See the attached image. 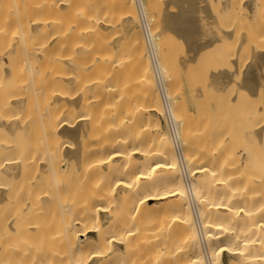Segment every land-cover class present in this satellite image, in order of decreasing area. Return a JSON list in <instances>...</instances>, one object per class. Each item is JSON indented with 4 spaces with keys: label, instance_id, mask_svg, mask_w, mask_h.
<instances>
[{
    "label": "bare ground",
    "instance_id": "6f19581e",
    "mask_svg": "<svg viewBox=\"0 0 264 264\" xmlns=\"http://www.w3.org/2000/svg\"><path fill=\"white\" fill-rule=\"evenodd\" d=\"M153 1L144 0V6L154 38L169 31L188 40L184 43L191 47L186 44L187 48H195L186 50L195 54L185 58L194 65L199 58V62L208 60V56L203 57L207 54L204 50H212L215 44L216 48L225 42L232 50L228 43L237 40L232 48L237 46L238 53L244 45L252 47L253 40H257L256 46L260 42L259 49L252 47L242 79L233 88L235 95L240 92L253 102L260 99L264 85V74L260 73L264 68V0H220L224 15L236 11L246 17V25L253 19L249 24L255 35L259 31L258 38L247 32L249 28L241 35L236 21H231L236 24L232 27L230 23V28L240 32L235 40L232 28L225 27L221 35L214 31L215 19L211 22L210 18L215 14L211 15L201 0H175L180 10L165 9L164 28L159 25L163 19L159 20L160 12L152 10ZM164 1L168 4L170 0ZM134 6L133 0H44L41 4L38 0H0V264H223L224 253L237 258L236 264H264V201L250 206L255 203L250 198L253 190L258 194L252 197H261L258 163L263 160L257 159L256 151H248V159L257 161H252L250 170H260V178H250L255 173L246 175L250 182L243 180V186L239 183L243 171L240 174V169H234L239 162L230 165L235 162L230 157L233 150L228 154L230 146H225L237 133L233 127L222 130L228 133L224 138L218 128L219 137L215 132L211 137L217 142L215 147L211 139L209 143L214 151L205 150L209 131H203L205 140H198L205 128L192 127L189 114L180 110L183 100L179 98L177 103L173 90L180 82L176 85L174 79L180 77L170 74L161 51L163 44L158 41V52L154 39L175 122L176 131L170 130L140 27L135 28L138 17ZM61 14L65 17L60 18ZM155 14L159 15L158 24L153 23ZM62 21L67 30L63 25L61 30ZM120 25L130 33L123 36ZM118 29L119 35L114 32ZM114 39L121 40L120 48L128 46L120 54L129 48L134 55L131 62L114 56ZM60 49L68 53L62 54ZM54 50L62 52L56 53L58 58L52 54ZM231 54L229 57L235 56ZM239 57H230V68L224 70L209 72L214 67L205 70L196 65L204 69L196 71L204 73L201 78L205 75L203 88L223 95L226 87L234 84L233 75H239L240 62L244 64ZM197 85L199 93L195 94L201 96L202 87ZM244 105L246 109L248 105ZM257 107L255 112H264V100ZM219 112L220 117L223 113ZM156 114L162 116L165 128ZM250 122L243 135L250 142H260L264 121L259 125L253 121V126ZM84 145L88 152L85 160ZM19 187L21 193L14 190Z\"/></svg>",
    "mask_w": 264,
    "mask_h": 264
},
{
    "label": "rangeland",
    "instance_id": "374dc122",
    "mask_svg": "<svg viewBox=\"0 0 264 264\" xmlns=\"http://www.w3.org/2000/svg\"><path fill=\"white\" fill-rule=\"evenodd\" d=\"M41 1H42V3L44 2V0H38V2L41 4ZM146 1V3L149 1H152V0H145ZM201 1H203L202 2V5L211 13V15L213 14L214 16L212 17V18H210L211 19V22H212V19L214 18L215 19V24L212 26V28L214 29V31H216V33L218 32V34L220 33V35L223 33V31H224V29H225V27H226V29H229L230 28V23H231V21H236V23L238 24V26H237V24L235 23V22H232L231 24L233 25L232 27H235L234 25L236 24V29H238L239 28V30L241 31V35L244 33V32H246V31H244V30H246L247 28H252V27H250V24L249 23H252L253 22V19H252V21H251V19L249 18L248 20H249V22H248V25H246L247 24V21H246V17H243L240 13H236V11L233 13V14H231V15H226V13H225V15H224V12H222L223 10H222V8H221V4H220V0H214L213 2H212V0H201ZM222 1V0H221ZM217 2V3H216ZM153 3L154 4H152V5H154V6H152V10L154 9H157L156 11H158V12H160V18H159V20L160 19H162L161 17H163V19L162 20H160L159 22H163L162 23V25H161V23L159 24L160 25V27L161 28H164V17L166 16L165 15V9L166 8H168V11L169 12H178V10H180L179 9V4L177 3V1H175V0H170L169 2H168V4L163 0H154L153 1ZM204 3V4H203ZM222 3V2H221ZM133 4H134V2H133ZM157 4H159V9L161 10H158V7H157ZM155 6H156V8H155ZM135 7V6H134ZM154 7V8H153ZM213 7V8H212ZM164 8V9H163ZM219 8V9H218ZM221 8V9H220ZM153 10V11H154ZM212 10V11H211ZM218 10H221V12L220 11H218ZM135 11H136V9H135ZM156 11H154L155 13H156ZM162 13V14H161ZM223 13V14H222ZM54 14H56V13H54ZM164 14V15H163ZM53 15V14H52ZM57 15H60L59 13L57 14ZM64 15V14H63ZM62 14H61V17L60 18H63V17H65V16H63ZM157 14H155L153 17L156 19H158V17H159V15H157ZM223 15V16H222ZM53 16H56V15H53ZM63 16V17H62ZM66 16H67V14H66ZM136 16H137V13H136ZM220 16V17H219ZM219 18V19H216V18ZM221 17H222V19H221ZM154 18H153V23L154 22H156L157 24H158V20L156 19V21L154 20ZM226 18V19H225ZM230 18V19H229ZM243 18H245V19H243ZM214 21V20H213ZM223 21V22H222ZM225 21V22H224ZM246 21V22H245ZM63 22V21H62ZM66 22H68V21H65V23ZM152 22V21H151ZM217 22H219V23H217ZM156 23H154V24H156ZM224 23V24H223ZM254 23V22H253ZM228 25V28H227V25ZM63 25V29H66L65 28V26H67V25H65L64 24V22H63V24H61V25H59L60 26V28H61V26ZM65 25V26H64ZM135 25H137V26H135ZM135 28L137 29V28H139V24H138V19L136 20V22H135ZM220 26V28H219V26ZM123 27H121V25H120V27H121V31L118 29V31H119V33H118V31L117 30H115L114 32L117 34V35H119V34H121L122 33V35L124 36H126L127 34H129L130 32L128 31V28L127 27H125L124 25H122ZM216 26V27H215ZM223 26V28H221ZM246 26H248V27H246ZM251 26H253V24L251 25ZM255 26V25H254ZM119 27V26H118ZM119 27V28H120ZM231 27V28H232ZM117 28V27H116ZM218 28V29H217ZM230 28V29H231ZM254 28H256V27H254ZM56 29H57V27H56ZM229 29V30H230ZM232 29H234V28H232ZM249 29L247 30V32H254V30H252V29H250V31H249ZM52 30H55V27L52 29ZM61 30H62V28H61ZM67 30V29H66ZM126 30H127V32H126ZM139 31H140V28L138 29ZM239 30H233V33H234V31H235V34H233L232 33V36L234 37L235 35H237V33L239 32ZM60 31V30H59ZM69 31V30H68ZM242 31H244L243 33H242ZM257 31V30H256ZM121 32V33H120ZM222 32V33H221ZM246 32V33H247ZM140 33H141V31H140ZM240 33V32H239ZM239 33H238V35L236 36V37H232V40H235V38L236 39H238V37H239ZM259 33V31L256 33V35L253 33V35L252 36H254V37H257L258 38V34ZM245 34V33H244ZM243 34V35H244ZM116 35V36H117ZM142 35V34H141ZM246 35V34H245ZM244 35V36H245ZM163 36V37H162ZM162 38H164V39H162ZM182 38V37H181ZM257 38H255V39H257ZM142 39H143V36H142ZM155 40H156V44H157V48H158V52H159V48L161 47L160 45L161 44H163L162 46L163 47H161L162 48V53L164 52V56H165V64L168 66V71L170 72V74H172V76H173V78H175L174 77V75H176L177 73L178 74H180L179 76H178V74H177V76H176V78H178L179 79V77H180V79L179 80H177V79H174V81H175V84H176V82H179V83H177L176 85V90L173 88V90H174V94H175V98H176V101L177 100H179V98H180V100H183V104H182V102H181V104H177V106L178 107H180L181 109V111L182 112H185L186 111V113H188L189 114V116H190V119H191V126L193 127V125H194V128H200V127H202V128H205V129H201V133L205 130V131H209L208 133H209V136L207 137V135H206V141H207V139L209 140V141H207V143H206V141H205V143H203V144H205L204 146L206 147V145L208 144V147L209 148H211V149H207L208 147H206L205 148V150L206 151H208V150H211V151H214V144L213 143H215L216 141H214V140H212L214 137H213V135H212V133L214 134V136H216V134H217V130H218V128H219V130H218V134H219V136L221 137V132H222V134H224L223 132L224 131H222V130H225V132L226 131H228L229 130V127H233L234 129H235V131L237 132L236 133V135H234L233 136V142L232 141H230L229 142V140H228V142L226 143V142H221V144L222 143H226L225 144V146L228 144V147L230 148V149H228L230 152H228V150H227V148L225 147V149L227 150H225L224 149V153H225V151L226 152H228V154H230L231 152H232V150H233V155L234 156H231L232 155V153L230 154V157H232V159L235 161H233L234 163H232V164H230V165H233L234 166V164H236V162H239V163H237V164H239V165H237V167H236V165L234 166V169H235V171H237L238 172V170H239V173L241 174V170L243 171L242 172V181H240L239 183H240V185H242V183L241 182H243V186L245 185L244 183V181L246 180V178H248L246 175H248V176H250V175H252V173H255L254 174V176H250V178H254L255 177V179H257V178H260V176H259V174L260 173H257L258 171H260V170H257V168H254V169H256V170H253L252 169V171L250 170L251 169V167H252V161L254 162L255 160H252V158H254V157H252L251 159H248V158H250V155H246V154H250V153H248V151H250L251 153L254 151H256L257 153V159L258 160H261V162H262V160H263V162H264V137L262 138V140L260 141V142H256V141H251L250 142V140L248 139V138H246L245 139V137H244V133L242 132V130H248V129H246L247 127H248V123L250 122V119H252V114L253 113H255V115L257 116L258 115V119H257V117L255 118V115L253 116L254 118L253 119H255V120H251V122H250V124H252V122H253V124L254 125H257V122H259L258 123V125L260 124V121H264V112H258V111H254L256 108L258 109V107H257V105H259V104H261V102L264 100V85L262 86V89L260 90V92H259V94H261L259 97H258V95H257V97L258 98H260V99H257V98H255V99H257V101L256 100H254V102L252 101L253 99L252 98H247L246 99V97L242 94V96H241V94H240V92L239 93H237L236 95H235V91H234V89L236 88V84L242 79V70L244 69V66L245 65H248V63H249V57H251V55H249V54H252V52L251 51H253V50H255V48L256 49H259V47H261V46H259V47H257L258 45H259V43H258V45L256 46V44H257V40L254 42V40H253V42L251 43V46H252V44H253V50H252V47H245V45H244V48L243 49H240L239 51H238V53H237V50H238V48H237V46L236 47H233L234 48V51H233V48H232V46L234 45V43H236V41H234V43H228L229 45L231 44V49L232 50H230V46H227V44L226 45H224L225 44V42H223V43H220V45L222 46L223 45V47H219V46H216V48H215V45H217V44H215L214 46H212V47H214V48H212V50L210 49H208V52H207V50H204L205 51V53H207L206 55L205 54H203L204 53V51H202V54H203V57H207V59L208 60H206L205 58H203V59H205L204 61H198L200 58L199 57H197V58H199V59H197V60H195V65L194 64H192L191 62H187L186 61V59L189 57V55H190V53H191V57H193L194 56V54H195V52L194 53H192V51L191 50H193L194 48H195V45H194V48H193V46H192V48H189V47H191V45L189 46L188 45V40H184V39H180L179 38V35H177V34H175V33H173V32H167V31H165V32H163V35L161 34L160 35V37H158L157 39L155 38ZM160 40V42H162L161 44L158 42ZM184 40V41H183ZM226 40V39H225ZM225 40H223V41H225ZM230 40V39H229ZM228 40V41H229ZM114 42H116V43H114L113 42V45H114V49H113V53H115L116 55H114V56H116L117 57V55L118 56H120V59L123 57H125L126 59H125V62H131V60H129V59H132L131 58V55H133L132 54V52L130 51L129 52V48H128V52L130 53V54H128V52H126V51H124V50H122V52L124 53L123 55L122 54H120V51H121V49H125V47H124V45L125 44H123L122 45V47L120 48V43H122V42H118V40H116V39H114L113 40ZM166 41V42H165ZM227 41V40H226ZM227 41V42H228ZM144 42V41H143ZM184 42H188V43H184ZM165 43H167V44H165ZM160 44V45H159ZM169 44V46H167ZM185 44V45H184ZM186 44H187V46H189L188 48L189 49H191L190 51L188 50H186V49H188L187 48V46H186ZM164 45H166V49H165V46ZM219 45V44H218ZM236 45V44H235ZM234 45V46H235ZM261 45V44H260ZM160 46V47H159ZM127 47L128 46H126V49H127ZM185 47V48H184ZM55 48V47H54ZM119 48V49H118ZM144 48H145V44H144ZM164 48V49H163ZM211 48V47H210ZM224 48H226V49H224ZM56 50H57V47L55 48ZM59 49V48H58ZM125 49V50H126ZM146 49V48H145ZM216 51V52H214V50ZM216 49H218V50H216ZM248 49V50H247ZM250 49V50H249ZM56 50H54V52L52 53V54H54L55 53V56H56V53L57 54H60V53H62L63 52V50H61V51H59V53H58V51L56 52ZM118 50V51H117ZM166 50V51H165ZM221 50H223V54H222V51ZM226 50H229V51H231V53H235V56L237 57H239V55L242 57V58H240V60L242 59V63H244V64H241V62L239 61V58H238V61L240 62V64L239 65H241V66H239V71L240 72H238L239 73V75L237 74L236 75V77H235V74L233 75L234 76V81L232 80V82H234V84H229L228 85V87H226V89L227 90H224V92H223V95H222V93L221 92H219V93H221V94H218V93H214V91L212 90V89H210L209 87H206V88H203V86L201 85V83L203 82V81H205V80H203V79H205L204 77H205V75H203L202 77L203 78H201V76H200V74L201 73H203V72H201L202 70H204L205 68V70H209V69H211L212 67H214V68H212L211 70H209V72L210 71H214L213 69H215V71H218V70H221L222 68V70H224V68H226V69H229L230 68V66H228V65H230L229 63V59H231V58H235V56L233 55V56H230L229 57V55H232L230 52H228V51H226ZM236 50V51H235ZM246 50V51H245ZM66 51V50H65ZM119 53H117V52ZM146 51V50H145ZM210 51H212V52H210ZM224 51H225V53L227 54V55H224L225 53H224ZM233 51V52H232ZM250 51V52H249ZM185 52L187 53V55L185 54ZM65 53H68L67 51L65 52ZM64 52L62 53V54H65ZM77 53V52H76ZM126 53V54H125ZM146 53H147V51H146ZM201 53V52H200ZM220 53V54H219ZM230 53V54H229ZM242 53V54H241ZM78 54V53H77ZM80 54V53H79ZM79 54L78 55H76L77 57L79 56ZM172 54V55H171ZM183 54H184V56H183ZM210 54V55H209ZM236 54H238V55H236ZM61 55V54H60ZM60 55H58V56H60ZM218 57H217V56ZM52 56V55H51ZM54 56V55H53ZM52 56V57H53ZM55 56L53 57V59H52V62H53V60H54V62L53 63H55V61H57V58H58V56H56L57 58H55ZM134 56V55H133ZM188 56V57H187ZM198 56H200V55H198ZM202 56V55H201ZM213 56H215V57H213ZM224 56V57H223ZM249 56V57H248ZM76 57V59L78 60V58ZM159 57H160V54H159ZM174 57L176 58V59H174ZM177 57H179V59L181 60V62H180V60L177 58ZM185 57H187V58H185ZM213 57V59H211V58ZM227 59H226V58ZM229 57V58H228ZM55 58V59H54ZM119 58V57H118ZM134 58V57H133ZM217 58V59H216ZM75 59V60H76ZM116 59V58H115ZM169 59V60H168ZM178 59V61H179V63H178V61H176V63L174 62V60H177ZM244 59V60H243ZM251 59V58H250ZM126 60H129V61H126ZM133 60V59H132ZM184 60H185V63H184ZM210 60V61H209ZM225 60V61H224ZM82 61V60H81ZM148 61H149V59H148ZM168 61V62H167ZM196 61H198V63H203L204 64V66H203V64L201 63V64H197V62ZM209 61V62H208ZM212 61V63H210ZM248 62V63H245V62ZM78 63H80L79 62V60L77 61ZM133 62V61H132ZM206 62H208V63H206ZM223 62H225V63H223ZM238 62V63H239ZM150 63V62H149ZM182 63V64H181ZM184 63V64H183ZM189 63V64H188ZM209 63H210V65H209ZM173 64H174V66H173ZM54 65H57L58 66V64H57V62L54 64ZM129 65H132V64H130L129 63ZM134 65H135V63H134ZM134 65H132V66H134ZM183 65L184 66V68H183V71H182V67L181 66ZM194 65V66H193ZM196 65H199V66H202V68H204V69H201V68H199L198 69V67L199 66H197V67H195ZM205 65H207V66H205ZM214 65V66H213ZM222 65H224L225 67H223ZM264 65V64H263ZM56 66V69L59 67H57ZM176 66V67H175ZM211 67V68H208V67ZM218 66V67H217ZM221 68H220V67ZM51 67H52V69L53 70H50V71H52V73L54 74V72H56L55 71V69H54V67H53V65H51ZM129 67V66H128ZM127 67V68H128ZM175 67V68H174ZM60 68V67H59ZM133 68V67H132ZM174 68V69H173ZM187 68V69H186ZM190 68H192V69H190ZM241 68V69H240ZM262 68V67H261ZM48 69H50V68H48ZM47 69V70H48ZM62 68H60V71L62 72L63 70H61ZM69 69H71L70 67H69ZM176 69H177V71H176ZM189 69V70H188ZM216 69H218V70H216ZM72 70V69H71ZM130 70H132L131 69V67H130ZM174 70V71H173ZM186 70V71H185ZM199 70H201L200 71V74H197V73H199V72H196V71H199ZM59 71V69H58V71L57 72H60ZM73 71V70H72ZM126 71V70H125ZM128 71V70H127ZM175 71H176V73H175ZM179 71V72H178ZM186 73H185V72ZM191 71V72H190ZM74 72L76 73V74H79L78 72H79V69H77V68H75L74 69ZM205 72V71H204ZM206 72H208V71H206ZM206 72H205V74H206ZM211 72V73H212ZM127 73V72H126ZM133 74V72H130V74ZM175 73V74H174ZM260 73H261V75H263L264 74V68H262V70L260 69ZM259 73V74H260ZM55 74H58V73H55ZM130 74H129V76H130ZM131 74V75H132ZM204 74V73H203ZM134 75H135V73H134ZM134 75H132V76H134ZM80 76V75H79ZM78 76V77H79ZM80 77H82V76H80ZM119 77V76H118ZM85 78V77H84ZM130 78H131V76H130ZM134 78H135V76H134ZM239 78V79H238ZM80 79H82V78H80ZM209 80V78H208V76L206 77V80ZM236 79V80H235ZM118 80H119V78H118ZM134 80V79H133ZM177 80V81H176ZM132 81V80H131ZM238 81V82H237ZM80 82V81H79ZM205 83H206V81H205ZM208 83V82H207ZM197 84H200L201 85V87H202V95L200 96H198V94H195L198 90L196 89V87L198 86ZM179 85H180V87H179ZM232 85V86H231ZM235 86V87H234ZM201 87H199V88H201ZM73 89H74V91H75V86L74 87H72ZM198 88V87H197ZM234 88V89H233ZM180 90V91H179ZM197 90V91H196ZM211 90V91H210ZM156 92H157V90H156ZM197 93H199V92H197ZM89 94H91L92 95V93H91V91H90V93ZM239 94V95H238ZM157 95H158V93H157ZM182 95V96H181ZM219 95V96H218ZM232 96H234L233 98H232ZM236 96V97H235ZM237 96H240V99L238 100V98L239 97H237ZM244 96V97H243ZM178 97V98H177ZM182 97V98H181ZM231 97V98H230ZM241 97H242V99H241ZM234 98L236 99L235 101H234ZM229 99H233V101H230ZM252 99V100H251ZM263 99V100H262ZM244 100V101H243ZM246 100H247V102H246ZM224 101V102H223ZM240 101V102H239ZM259 101V102H258ZM261 101V102H260ZM218 102H220V103H218ZM241 103V104H239V103ZM243 102H244V104H246V109H245V105L243 104ZM255 102H256V104H255ZM177 103H180L179 101H177ZM251 103H253V104H251ZM259 103V104H258ZM213 104H214V106H213ZM239 104V105H238ZM243 104V105H242ZM241 105V106H240ZM182 106H184L183 108H182ZM222 106H223V108H222ZM243 106V107H242ZM256 106V107H255ZM75 110H77V109H75ZM224 110V111H223ZM219 111H222V113H223V115L221 114L220 115V117H219V114H220V112ZM227 113H228V115H227ZM257 113V114H256ZM225 115V116H224ZM156 116H158V119L159 120H162L161 121V123H162V126L165 128V126H164V123H163V119H162V116L161 115H157L156 114ZM159 116L161 117V118H159ZM235 116V117H234ZM251 117V118H250ZM226 118V119H225ZM232 118V119H231ZM205 119H207V120H205ZM219 120V121H218ZM226 120V121H225ZM227 120H229V122L227 121ZM194 121V122H193ZM202 121V123H200ZM207 121V122H206ZM214 121V122H213ZM232 121V122H231ZM257 121V122H256ZM209 122V123H208ZM220 122V123H219ZM228 123L229 125H226V123ZM204 123V124H203ZM214 123H215V125H214ZM217 123H218V125L219 126H217ZM224 124L223 126H222V124ZM236 124V126H235V124ZM193 124V125H192ZM207 124V125H206ZM249 124V125H250ZM253 124H252V126H253ZM217 126V127H216ZM226 126V128H224ZM251 126V125H250ZM210 127V128H209ZM224 128V129H223ZM237 128V129H236ZM253 128V127H252ZM200 129H199V131H200ZM207 129V130H206ZM221 129V130H220ZM241 129V130H240ZM239 130L242 132V136H243V138H241L240 136H239ZM1 131V130H0ZM216 134H215V133ZM220 132V133H219ZM205 132H203L202 133V137L200 138V139H198V140H202V139H204L205 140V138L203 137V134H204ZM206 134V133H205ZM204 134V135H205ZM218 134H217V137H219L218 136ZM228 133H226V134H224V135H222V138H224V136H226ZM240 135H241V133H240ZM236 136H237V139H235L236 138ZM238 136H239V138H238ZM211 137H212V139H211ZM217 137H215V138H217ZM212 140V142H211V144L213 145V148H212V145H210L209 146V143H210V141ZM238 139H239V141H238ZM236 140V141H235ZM241 140H243L244 142L242 143V141ZM88 141H90V139L88 140ZM87 141V142H88ZM249 141V142H248ZM199 142H201V141H198V143H197V141H196V143L197 144H200ZM252 142L253 143H255L254 145H256V146H253L252 145ZM88 143H90V142H88ZM88 143H86L87 144V147H88ZM217 143V142H216ZM230 143H232V145L230 144ZM250 143V144H249ZM197 144H194V146H196L197 147ZM202 145V144H201ZM200 145V146H201ZM234 145V146H233ZM203 146V145H202ZM201 146V147H202ZM237 146V147H236ZM204 148V147H203ZM239 148V150H237ZM197 149V148H196ZM241 149V150H240ZM253 149V150H252ZM198 151H200L201 150V148L198 146V149H197ZM252 150V151H251ZM202 151H204V150H202ZM238 151H242V152H239V153H237ZM246 151V153H245V155H246V157H247V160H245L246 159V157H245V155H244V152ZM82 152H83V154H82V159L83 160H85L86 159V153L88 154V152H87V150H86V146L84 145V148H83V150H82ZM201 152V151H200ZM205 152V151H204ZM253 152V153H254ZM235 153V154H234ZM238 155H237V154ZM241 153V154H240ZM226 154V153H225ZM241 156H240V155ZM255 154V153H254ZM253 154H251V156H252ZM227 156H229V155H227L226 154V157ZM237 156H240V158L239 157H237ZM254 156V155H253ZM233 157H235V158H233ZM237 157V158H236ZM239 159H240V161H239ZM255 159V158H254ZM242 161H244V163L242 162ZM249 161V162H248ZM247 162H248V167H247ZM257 162V161H256ZM256 162H254L255 164H256ZM242 163V164H241ZM250 163V164H249ZM243 164H245L243 167H241ZM254 164V165H255ZM258 164H261V166L263 165L264 166V163H258ZM249 165H251V167L249 166ZM253 165V167H257V165L256 166H254ZM259 167V168H261V179H259V180H261V182H259V184H261V185H259L260 186V188H261V190H260V192H259V196L261 195V197L259 198V197H252L253 195H254V193H257V191L256 190H253V191H255L253 194H250V198L252 199L253 198V200H255L254 202L256 203H253V202H251V199H249L248 201H247V203L248 204H250V202H251V208L252 207H255L256 205H261L260 203L262 202V201H264V196H263V193H264V173H262L263 171H264V169H263V171H262V167ZM249 168V171H251V173L250 172H248V170H246L247 168ZM234 171V172H235ZM253 171H255V172H253ZM248 172V173H247ZM238 173V174H239ZM245 174V176H243L244 174ZM236 175H238L237 173H235ZM263 174V175H262ZM238 176H240V175H238ZM245 177V178H244ZM257 177V178H256ZM251 179V183L253 182V180ZM244 180V181H243ZM246 181H249L250 182V180L248 179V180H246ZM15 183H17V186H18V183L19 182H15ZM246 183H248V182H246ZM20 185V184H19ZM12 187H13V185H11ZM256 186V185H255ZM14 187H16V186H14ZM21 187H19V188H15L14 190H18V189H20ZM259 188V189H260ZM12 189V188H11ZM22 189V188H21ZM20 189V191H18L19 193H21L22 192V190ZM251 189H252V187H251ZM12 191V194L13 193H15L16 194V192H13V189L11 190ZM252 190L250 191L251 193L253 192ZM18 192H17V196L19 195L18 194ZM14 194V195H15ZM258 194V193H257ZM256 195V194H255ZM18 197H22V196H18ZM263 197V198H262ZM20 198L17 200V201H19L20 200ZM252 200V201H253ZM257 200H260L259 202L257 201ZM262 200V201H261ZM257 202H258V204H257ZM255 204V205H254ZM254 205V206H253ZM264 216V215H263ZM222 260H223V264H236L237 263V261H238V259L237 258H235V257H233V256H231L230 254H227V253H224L223 254V256H222Z\"/></svg>",
    "mask_w": 264,
    "mask_h": 264
},
{
    "label": "built area",
    "instance_id": "2783aa9c",
    "mask_svg": "<svg viewBox=\"0 0 264 264\" xmlns=\"http://www.w3.org/2000/svg\"><path fill=\"white\" fill-rule=\"evenodd\" d=\"M133 2L135 5V9L138 17V24L143 36L145 48L149 57L151 67L155 73L154 75H155L156 83L158 85L161 94L160 97L163 104L166 120L170 130L173 132L176 131L175 122L171 113V108L169 106V101L165 90L164 78L161 73V68L158 60V52L154 41L155 38L150 26L148 13L145 9L146 7L144 6V0H133Z\"/></svg>",
    "mask_w": 264,
    "mask_h": 264
}]
</instances>
